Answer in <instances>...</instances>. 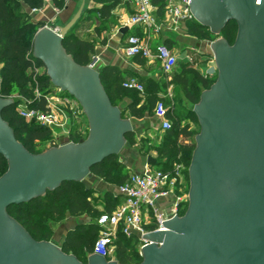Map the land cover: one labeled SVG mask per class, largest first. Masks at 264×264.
Wrapping results in <instances>:
<instances>
[{
	"label": "water",
	"instance_id": "95a60500",
	"mask_svg": "<svg viewBox=\"0 0 264 264\" xmlns=\"http://www.w3.org/2000/svg\"><path fill=\"white\" fill-rule=\"evenodd\" d=\"M85 2L64 25L40 27L32 47L52 85L79 102L87 137L32 153L2 117L14 100L0 96V154L8 163L0 176V264H118L96 253L83 263L53 241L33 238L7 211L65 181H83L94 165L119 154L134 130L111 102L99 70L78 64L63 47ZM189 4L212 34L231 21L237 34L233 44L222 37L210 42L217 77L193 107L200 130L188 168L187 209L142 235L147 242L139 264H264V0Z\"/></svg>",
	"mask_w": 264,
	"mask_h": 264
},
{
	"label": "trees",
	"instance_id": "16d2710c",
	"mask_svg": "<svg viewBox=\"0 0 264 264\" xmlns=\"http://www.w3.org/2000/svg\"><path fill=\"white\" fill-rule=\"evenodd\" d=\"M52 1L58 8L65 5V0ZM100 1L102 6L99 10L103 15H106L121 0ZM43 2L44 0H0V70L2 76L0 96L2 97L14 95L33 97L36 83L41 94L49 93L54 88L46 72L45 74L39 73L36 76V82L32 78L31 65L33 62L41 69H45V67L40 60L34 58L32 41L25 39L29 35L34 36L44 23L31 21L30 16L23 10L22 4H26L31 9H37L43 5ZM151 2L157 8V13L162 16L168 0H151ZM186 25L189 31L199 39L211 40L209 36L212 35V40L222 37L229 44H233L237 34V25L234 21L226 24L219 35H213L207 27L196 21H187ZM75 27L76 24L64 38L63 47L78 64L89 65L91 54L94 52V43L75 37L73 34ZM186 71L188 70H183L175 78L174 92L176 95L184 96L187 100L196 104L199 101L201 91L208 89L215 82L217 75L208 77L192 71V76L188 77L184 74ZM99 72L101 83L111 102L119 106L120 101L125 96L130 95L128 92L130 89L122 86L123 75L121 70L116 66H106L101 68ZM17 104L18 100L15 99L12 104L4 107L2 117L13 129L16 139L27 150L32 153H40L35 150L36 145L39 142H51L53 140L52 130L37 121L26 120L21 117L17 111ZM136 104L137 99L134 98V103L128 109L132 116L141 118L144 115L142 108H136ZM31 106H35V104L32 103ZM122 114L124 117L125 112L123 110ZM190 114L198 123L195 113L191 111ZM167 117L171 121V127L164 131L163 143L160 146L156 145L157 158L152 166L162 171H170L179 157L185 166V186L189 187L188 168L195 148V135L197 132L188 125L182 126L181 121L170 115L168 111ZM87 135V133L78 135L73 131L70 140L78 142L81 138H86ZM135 138L134 131L126 135V141L131 145L135 144ZM53 146H58V144ZM7 168V160L0 154V176L6 172ZM91 173L109 180L118 177L120 184L129 175L128 169L119 160L118 154L110 155L102 162L94 165L91 168ZM186 191H188L187 188ZM93 204L92 190L85 188L82 181H65L56 189L48 190L43 196L35 197L28 202L14 204L7 211L33 238L51 241L53 229L45 219H49L51 222H60L68 214L71 216L87 214L96 218L101 213L94 208ZM39 215L44 218V221L39 218ZM98 232L99 227L96 222L80 224L67 234L60 247L64 252L73 254L81 262L86 263L88 255L93 252V245L91 247L90 241ZM138 243H140L138 237L126 236L119 229L112 241L115 250L114 256L111 257L118 264H139L142 261V255L134 247V244Z\"/></svg>",
	"mask_w": 264,
	"mask_h": 264
},
{
	"label": "crops",
	"instance_id": "0c3cea01",
	"mask_svg": "<svg viewBox=\"0 0 264 264\" xmlns=\"http://www.w3.org/2000/svg\"><path fill=\"white\" fill-rule=\"evenodd\" d=\"M81 1L65 0V5L62 8L56 7L52 0H44L43 5L37 9H31L24 3L22 7L30 16L31 21L43 22L44 25L55 28L70 20L79 8ZM101 6L102 2L100 0H86L83 13L76 23L73 34L77 38L94 43L91 63L97 70L106 66H116L122 72V82L126 78L136 77L144 85V93L128 90L130 95L125 96L119 103V107L125 112V118H129L132 122L136 142L131 145L126 141L118 155L119 160L125 165L129 173L142 171L146 165L156 168L152 166L153 164L147 163L148 156L157 158L156 150H152L146 157H143L142 148L139 146L141 137H150L157 140L156 145H158L160 143L159 139L164 136V131L160 129V121L153 115L154 105L159 98H162L167 106L168 113L174 118L183 117L182 126L188 125L191 127L192 122L189 114L193 111L195 104L184 96L180 97L175 94V78L185 69L188 71L184 74L191 77L192 71L206 76L208 72L216 67L213 52L210 48L211 41L199 39L189 31L186 23L178 30L162 28L157 35H149L148 37L142 27L128 24V18L134 10L132 0H121L106 15H103L99 10ZM153 14L156 20L161 22L165 17V10L163 15L160 16L154 6ZM131 35L149 38L153 47L158 43L167 44L178 56V64L171 73H166L157 60L139 55L128 57L125 54V47L127 39ZM1 80L0 70V86ZM134 98L137 99L136 108H142L144 115L141 118L132 116L128 109L134 103ZM72 124L73 131L77 132L78 135L88 134V121L83 112L72 119ZM52 135L53 139L57 138L58 141H68L62 132H52ZM82 183L85 188L92 190L93 206L100 213L113 210L123 201L122 195L118 192V186L120 185L118 177L109 180L90 173ZM170 199L172 200V196L169 197ZM158 204L162 209L168 208L165 201H159ZM97 218L87 214L80 216L68 214L62 221L51 225L53 229L51 241L60 246L70 231L80 224L96 222Z\"/></svg>",
	"mask_w": 264,
	"mask_h": 264
},
{
	"label": "built area",
	"instance_id": "2783aa9c",
	"mask_svg": "<svg viewBox=\"0 0 264 264\" xmlns=\"http://www.w3.org/2000/svg\"><path fill=\"white\" fill-rule=\"evenodd\" d=\"M132 1L134 10L128 18V24L142 27L148 37L157 35L162 28L178 30L187 21H195L190 10L191 0H168L164 8L165 17L161 22L157 21L153 14L154 6L151 0ZM125 54L128 57L139 55L157 60L166 73H171L178 62V56L166 44L158 43L153 47L149 38H141L138 35L128 37ZM40 69L35 62L32 63V78L35 82ZM215 75H217L216 67L206 74L208 77ZM122 86L140 93L145 91L144 85L136 77L126 78ZM10 98L18 100L17 111L21 117L37 121L56 133L62 132L68 141H71L72 119L78 117L83 110L79 102L70 97L69 93L54 87L49 93L41 94L36 83L33 97L14 95ZM32 103L35 106H31ZM167 111L164 100L159 98L154 105L153 113L160 121L162 131L171 127ZM184 169L185 166L178 157L170 171H162L146 165L142 171L130 172L126 180L118 186L123 201L112 212H102L97 218L99 235L94 241L92 253L108 260L114 259L111 257V247L119 229L126 236L138 237L142 248L147 242L142 235L163 229L162 222L175 215L182 216L188 206V193L184 191L186 183ZM170 196L172 200H169ZM159 201H165L168 208H160Z\"/></svg>",
	"mask_w": 264,
	"mask_h": 264
},
{
	"label": "rangeland",
	"instance_id": "374dc122",
	"mask_svg": "<svg viewBox=\"0 0 264 264\" xmlns=\"http://www.w3.org/2000/svg\"><path fill=\"white\" fill-rule=\"evenodd\" d=\"M214 35V34H213ZM33 35H29V36H27V37H25V39L27 40V41H32V43H33ZM209 38L211 39L210 41H213L212 40V35H210L209 36ZM215 40V39H214ZM202 47H204V45H202ZM45 72H46V69H41V74H45ZM69 96L70 97H72V98H74L72 95H70L69 94ZM12 97V96H11ZM180 104H181V102H180ZM126 116L124 115V118H125ZM189 118H190V120H191V127L192 128H194L195 130H196V132L198 133L199 132V130H200V127H199V123H196L195 122V119H194V117L191 115V114H189ZM180 121H182V119H183V117H180V118H178ZM136 122V121H135ZM53 133H56V131H52ZM159 139V138H158ZM160 140V143L158 144L159 146L163 143V141H164V139L163 138H160L159 139ZM156 141L157 140H154V139H151L150 137L148 138V137H141V139H140V147L142 148V156L143 157H146V155H148L152 150H155V148H156ZM64 142H66V140L65 141H58L57 140V138L55 139H53L51 142H49V141H47V142H39L37 145H36V151H39V152H43V151H45V150H47V149H49L50 147H52L54 144H58V145H60L61 143H64ZM158 143V142H157ZM186 184V183H185ZM186 188H187V190H189V187L188 186H184V191H185V193H188V191H186ZM39 218L41 219V220H43L44 221V218H42L41 217V215H39ZM47 222H49L51 225H54V223H57V222H51V220H49V219H45ZM98 235H99V233H97L96 234V236H93L92 237V239H91V247H92V245H93V242L96 240V238L98 237ZM134 247L135 248H137L139 251H140V248H141V244L140 243H138V244H134ZM114 250H115V248H114V246H112L111 247V256H114Z\"/></svg>",
	"mask_w": 264,
	"mask_h": 264
}]
</instances>
